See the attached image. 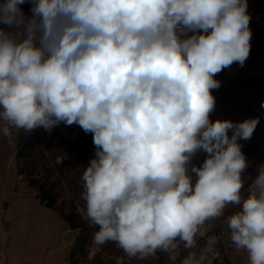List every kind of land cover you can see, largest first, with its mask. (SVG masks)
Listing matches in <instances>:
<instances>
[{"label":"clouds","instance_id":"9594fccd","mask_svg":"<svg viewBox=\"0 0 264 264\" xmlns=\"http://www.w3.org/2000/svg\"><path fill=\"white\" fill-rule=\"evenodd\" d=\"M25 2L0 3V136L61 122L92 134L82 211L98 229L93 253L112 242L115 264L159 253L214 264L210 233L238 208L229 240L264 264V165L244 175L240 143L259 117L210 118L215 77L250 54L246 0H32L30 16Z\"/></svg>","mask_w":264,"mask_h":264},{"label":"rangeland","instance_id":"374dc122","mask_svg":"<svg viewBox=\"0 0 264 264\" xmlns=\"http://www.w3.org/2000/svg\"><path fill=\"white\" fill-rule=\"evenodd\" d=\"M246 2L252 32L250 54L243 66L234 63L215 77L221 85L213 90L216 105L210 118L241 122L259 117L252 138L240 141L250 165L244 175L254 179L264 165V0ZM32 6V0L21 5L25 16L31 15ZM31 136H36L38 145L19 157L21 144ZM94 153L92 134L76 124L61 122L51 131L42 127L32 133L21 130L12 144L0 136V264H115V257L123 255L112 242L93 253V233L98 229L82 211V174ZM58 156L64 158L62 164L56 163ZM203 159L202 154L198 155L194 163ZM251 183L246 179L242 195L247 196ZM40 186L56 198L54 210L38 198L42 196ZM237 210H227L210 233L220 237L214 264H249L247 254L237 253L229 240L226 217ZM70 215L80 226L78 229L65 221ZM199 243L203 246L204 241ZM128 264L169 262L166 254L159 253L156 258L131 260Z\"/></svg>","mask_w":264,"mask_h":264},{"label":"trees","instance_id":"16d2710c","mask_svg":"<svg viewBox=\"0 0 264 264\" xmlns=\"http://www.w3.org/2000/svg\"><path fill=\"white\" fill-rule=\"evenodd\" d=\"M23 143H24V145L21 144V151L18 154L19 157L25 156L26 150H28V151L33 150V148L36 145H38L39 140L36 138V136H31V137L25 139V141ZM39 191H40V193H42V196H40V195L38 196V198L41 199V203L45 207L54 210L56 202H57L54 195L52 193H50L44 186H40ZM64 219L71 226L72 229H78L80 227L75 222L73 215L66 216Z\"/></svg>","mask_w":264,"mask_h":264},{"label":"water","instance_id":"95a60500","mask_svg":"<svg viewBox=\"0 0 264 264\" xmlns=\"http://www.w3.org/2000/svg\"><path fill=\"white\" fill-rule=\"evenodd\" d=\"M8 204L5 203L4 208H7ZM5 230H8V226H5Z\"/></svg>","mask_w":264,"mask_h":264}]
</instances>
